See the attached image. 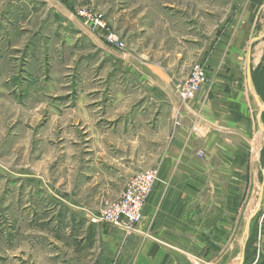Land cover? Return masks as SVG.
<instances>
[{"label": "rangeland", "instance_id": "rangeland-1", "mask_svg": "<svg viewBox=\"0 0 264 264\" xmlns=\"http://www.w3.org/2000/svg\"><path fill=\"white\" fill-rule=\"evenodd\" d=\"M251 10L254 38L264 0H0V264H35L40 241L53 249L55 237L77 230L83 243L89 226H105L94 218L119 200L129 179L124 185V178H111L120 115L133 107L121 100L148 94L126 70L139 67L148 85L145 69L162 68L175 96L196 64L206 67L201 50L209 54ZM254 49L264 103V39ZM256 128L254 151L264 145ZM257 155L258 180L240 234L264 181V146ZM246 248L244 264H264V194ZM246 252L255 255L249 263ZM238 253L229 264H239Z\"/></svg>", "mask_w": 264, "mask_h": 264}, {"label": "crops", "instance_id": "crops-1", "mask_svg": "<svg viewBox=\"0 0 264 264\" xmlns=\"http://www.w3.org/2000/svg\"><path fill=\"white\" fill-rule=\"evenodd\" d=\"M254 11L209 54L201 50L206 82L186 103L174 96V80L162 68L145 69L148 85L139 67L126 70L148 94L120 98L133 107L120 115L111 178H124L125 185L139 168L158 169L142 221L132 232L94 224L85 242L75 230L55 237L49 250L40 241L35 264H229L236 250L241 254L239 226L262 149V142L253 149L259 126L243 64Z\"/></svg>", "mask_w": 264, "mask_h": 264}, {"label": "built area", "instance_id": "built-area-1", "mask_svg": "<svg viewBox=\"0 0 264 264\" xmlns=\"http://www.w3.org/2000/svg\"><path fill=\"white\" fill-rule=\"evenodd\" d=\"M206 82V67L196 64L190 76L176 86V95L181 102L195 98ZM158 177V169L138 172L131 176L119 200L104 209L94 222L125 232L136 230L143 218V210Z\"/></svg>", "mask_w": 264, "mask_h": 264}, {"label": "water", "instance_id": "water-1", "mask_svg": "<svg viewBox=\"0 0 264 264\" xmlns=\"http://www.w3.org/2000/svg\"><path fill=\"white\" fill-rule=\"evenodd\" d=\"M262 18H264V12L262 14ZM262 39H264V23L262 24L261 31L258 32V34L254 38H252L250 42L248 55H247V62H246V78H247L248 89L251 95L253 96L255 103L258 106L257 123H258L259 129L264 133V123L262 119V116L264 113V103L261 100V97L255 85V82L253 80V71L255 67H254L253 55H252L255 52L254 44ZM263 146L264 145H262V147ZM263 194H264V181L261 183L259 198H258L256 207L251 212V214L248 216L246 223H245V229H244V235H243V248H242L239 264H244L245 262V249H246L247 240L249 238L250 225H251L253 218L257 215L260 209V206L263 200Z\"/></svg>", "mask_w": 264, "mask_h": 264}, {"label": "trees", "instance_id": "trees-1", "mask_svg": "<svg viewBox=\"0 0 264 264\" xmlns=\"http://www.w3.org/2000/svg\"><path fill=\"white\" fill-rule=\"evenodd\" d=\"M255 78H256V73L253 71V80H254V82H255V85H256V80H255ZM259 94H260V92H258ZM247 249V248H246ZM252 255V256H251ZM250 256L248 255L247 256V252H246V263L248 262H250V260L253 258V256H255L254 254H251Z\"/></svg>", "mask_w": 264, "mask_h": 264}]
</instances>
